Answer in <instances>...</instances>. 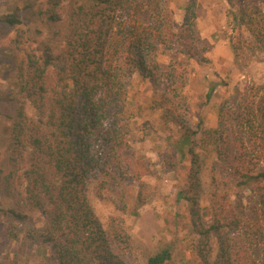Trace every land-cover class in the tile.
<instances>
[{
	"label": "trees",
	"instance_id": "trees-1",
	"mask_svg": "<svg viewBox=\"0 0 264 264\" xmlns=\"http://www.w3.org/2000/svg\"><path fill=\"white\" fill-rule=\"evenodd\" d=\"M193 7L186 5L180 27L165 0H25L0 15V36L23 22L38 21L45 30L37 49L23 51V59L11 65L12 81L0 93V117L7 122L0 198L16 199L12 208H0V219L9 225V252L22 240L37 255L47 254L44 264H126L121 255L129 236L122 228L120 235L116 227H102L89 187L100 177L99 189H104L120 174L133 120L129 76L136 72L163 85L157 51L172 50L171 43L193 58L187 47L197 40ZM238 15L264 52V13L245 8ZM218 86L211 83L207 99ZM158 109L165 123L190 137L167 95ZM201 131L205 145L227 162L234 187L248 189L249 195L237 201L219 197L218 191L212 195V224L198 233L199 264H264V83L222 101L217 124ZM25 224L29 228L23 231L19 226ZM210 238L217 244L214 256ZM19 255L10 264H19ZM170 259L166 247L147 262Z\"/></svg>",
	"mask_w": 264,
	"mask_h": 264
},
{
	"label": "rangeland",
	"instance_id": "rangeland-1",
	"mask_svg": "<svg viewBox=\"0 0 264 264\" xmlns=\"http://www.w3.org/2000/svg\"><path fill=\"white\" fill-rule=\"evenodd\" d=\"M24 1L0 0V15L12 13L14 5L22 7ZM165 5L178 27L184 17L176 22L180 12L186 5L194 6L191 25L197 40L194 46L187 44L194 56H184L179 44L171 43L172 50L158 48L157 61L165 78L161 81L171 87L169 90L164 84H151L136 72L129 76L127 98L133 120L129 148L120 154V174L115 183L108 182L104 189H99L100 177L89 187V201L102 227H116L120 235L122 228L129 236L121 255L126 264H148L150 257L166 247L170 248L171 259L165 264H199L198 233L212 224V195L218 191L219 197L228 196L233 201L249 195L248 189L234 187L231 169L205 145L201 129H212L217 124L220 103L237 90L264 83V52L238 20L239 11L245 8L264 13V0H165ZM198 25L212 31L208 38L198 35ZM44 31L38 21L23 22L0 36V93L12 81L11 65L23 59V51L37 49ZM211 83L219 86L207 99ZM163 95L183 115L189 138L173 124L164 122L158 109ZM26 112L29 117L34 116L29 103ZM6 127L7 122L0 117L2 157ZM14 200L0 198V208H12ZM20 205H25L23 198ZM1 226L0 264H10L15 253H20L19 264H44L47 254L37 255L22 240L16 250H11L6 220L0 219ZM19 227L25 231L29 225ZM210 246L212 256L216 255L214 238H210Z\"/></svg>",
	"mask_w": 264,
	"mask_h": 264
},
{
	"label": "crops",
	"instance_id": "crops-1",
	"mask_svg": "<svg viewBox=\"0 0 264 264\" xmlns=\"http://www.w3.org/2000/svg\"><path fill=\"white\" fill-rule=\"evenodd\" d=\"M180 18H179V20H176V22H179L182 18L181 17H183L184 16V10H182L181 12H180ZM209 32H212L211 30H208V31H206V30H204V29H200V26L198 25V30H197V33H198V35L200 36V37H202V38H208L207 36H208V34H209Z\"/></svg>",
	"mask_w": 264,
	"mask_h": 264
}]
</instances>
